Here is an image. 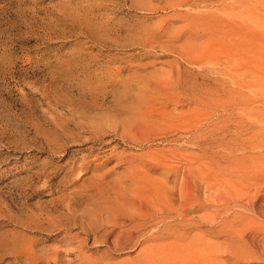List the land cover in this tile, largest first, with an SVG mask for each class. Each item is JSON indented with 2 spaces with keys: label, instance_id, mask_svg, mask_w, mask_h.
I'll return each mask as SVG.
<instances>
[{
  "label": "rangeland",
  "instance_id": "obj_1",
  "mask_svg": "<svg viewBox=\"0 0 264 264\" xmlns=\"http://www.w3.org/2000/svg\"><path fill=\"white\" fill-rule=\"evenodd\" d=\"M177 3L0 0V264H170L178 254L192 264H264L247 243L264 240V222L244 209L264 201L246 181L248 166L264 171V0ZM228 9L245 19L230 20ZM209 11L226 13L225 24L210 20L216 31L239 28L247 44L240 34H192L195 15ZM248 37L262 42L263 83L239 96L223 74L242 51L226 49L234 39L254 47ZM182 53L222 65L209 74L211 63ZM191 165L212 174H198L199 202L180 212L171 187ZM210 177L226 198H208ZM158 189L180 213L138 230V207ZM127 228L133 241L109 246Z\"/></svg>",
  "mask_w": 264,
  "mask_h": 264
},
{
  "label": "bare ground",
  "instance_id": "obj_2",
  "mask_svg": "<svg viewBox=\"0 0 264 264\" xmlns=\"http://www.w3.org/2000/svg\"><path fill=\"white\" fill-rule=\"evenodd\" d=\"M174 1H177L178 3V5L177 6H179V7H182V6H187V7H190L191 6V8L193 7V5H189L190 3H189V0H174ZM192 1V0H191ZM194 1V0H193ZM196 1V0H195ZM173 4V3H172ZM175 5V4H174ZM228 7V6H227ZM173 8H174V6H173ZM176 8V7H175ZM225 8H226V6H225ZM227 9V8H226ZM222 10H224V8L222 7ZM229 10V9H228ZM227 10V11H228ZM218 11L220 12V14H221V11H220V9L218 8ZM213 12V11H212ZM216 11H214L213 13H210V11H209V14L207 13V14H199V15H201V17L200 16H197V15H195V18H193V24L195 25V26H192V27H190V29L191 30H195L196 29V31H191V33L192 34H198V32H200V33H204L203 35H205L206 34V36L208 35H210L207 39L208 40H215V38H217V36H219L220 35V33L221 34H224V30L222 31V32H220V29L219 30H217L216 31V28L217 27H214V25L216 24H214V22H213V24H212V22L210 21V20H212V21H214V20H219V22H222V21H224L225 19H227L226 18V13L225 12H223V13H225V15L223 14V15H220L219 14V16H217L218 14H216L215 13ZM244 12V11H243ZM252 14V12H249V14ZM241 14V13H240ZM248 14V15H249ZM232 16H234V18L235 17H237L238 18V20H243V19H245V17L246 16H244L243 17V13L241 14V15H237V13L236 12H232V9H231V11L229 10V17H231V18H229L230 20H233L234 18L232 17ZM261 17V16H260ZM261 19V18H260ZM259 19V20H260ZM236 20V19H235ZM235 20H233V21H235ZM257 20V19H256ZM199 21V22H198ZM211 22V23H208V22ZM227 21V20H226ZM261 21V20H260ZM262 22V21H261ZM261 22H260V24H261ZM227 23V22H226ZM234 23V22H233ZM239 27H240V25H242L243 24V22H242V24H241V22L239 21ZM258 23V22H257ZM256 23V24H257ZM218 24H225V22L223 23H218ZM229 24V23H228ZM235 24V23H234ZM256 24H254V27H252V28H254V30H259L260 28H263V26L264 25H262L263 24V22H262V24H261V26L262 27H260L259 28V26L260 25H258L257 27H258V29H257V27H256V29H255V25ZM227 25V24H226ZM216 26H217V24H216ZM234 26V25H233ZM237 26H238V24H237ZM236 26V27H237ZM244 26V25H243ZM214 27V28H213ZM242 27V26H241ZM245 27H247V30H248V32L250 31V30H252V29H250L249 30V28H248V26H244L243 28H245ZM219 28V27H218ZM217 28V29H218ZM225 28V27H224ZM223 29V28H222ZM237 29V28H236ZM230 30V28L229 29H227L226 28V30H229V31H225V39H227L228 38V40H230V38L232 37L233 38V36L234 37H236L235 39H238L237 38V36H235L236 34H240L241 33V31H237V30H240L239 28L237 29V30ZM264 29V28H263ZM242 30V29H241ZM247 30H245V31H243L244 33L247 31ZM254 30H253V32H254ZM260 30H262V29H260ZM259 30V31H260ZM257 32V31H256ZM260 33H261V31H260ZM259 33V35L261 36L262 35V33L260 34ZM245 34H247V33H245ZM250 34L252 35H254L255 33H252V32H250ZM249 34V35H250ZM257 34V33H256ZM224 35L222 36L223 38H224ZM240 35H242V34H240ZM239 35V36H240ZM202 36V35H201ZM220 36V37H221ZM238 36V37H239ZM245 36H247V35H245ZM245 36H244V34L242 35V36H240V38L239 39H241V37H244L243 39L245 40L246 38H245ZM219 37V38H220ZM252 37V36H251ZM259 37V36H258ZM250 40L252 39V38H250V37H248ZM221 39V38H220ZM220 39H218L219 40V42L221 41ZM224 39V40H225ZM234 39V40H235ZM238 39V40H239ZM243 39H241L242 41H243V43H245V41L243 40ZM248 39V41H250ZM255 39V38H254ZM260 39V38H259ZM259 39L257 40L258 42H260L259 41ZM217 40V39H216ZM215 40V41H216ZM217 40V41H218ZM223 40V39H222ZM233 40V39H232ZM233 40V43L231 42V41H229V43H228V41L227 40H225V42L226 43H223V42H221L222 43V46L224 45V44H226L227 45V43H228V50L226 49V47H225V49H226V53H229V52H231L232 50H234V48L235 49H239V48H241V54H239L240 56V58H237V61L235 60V58L233 59V62L231 61V60H229L227 63H229V64H227V65H225V68H226V71L224 72V74L223 75H226L225 77H226V79L229 81V82H233V84H235L236 86H237V91H236V95H237V93H238V95L239 96H245L244 95V93L246 92V89H260V83H263V79L261 78V68L259 67L260 65V62H261V54H262V51H261V49H262V47L263 46H261V48H260V45H256V44H260V43H262V42H260V43H254L255 41H256V39H255V41H253V39L251 40V42L253 41V43H254V47H252L253 46V44L252 43H249V44H252L251 45V47L252 48H250V45L249 46H245V45H241V43H242V41L240 40V41H238V40H235L234 41ZM216 41V42H217ZM236 41H238V42H236ZM256 41V42H257ZM216 42L215 43H213L214 45L216 44ZM218 42V43H219ZM221 43H219V44H221ZM242 43V44H243ZM202 44H204V43H202ZM211 44V43H210ZM212 44V45H213ZM245 44H247V43H245ZM262 45V44H261ZM211 46V45H210ZM222 46H220V45H218V47H222ZM212 47V46H211ZM247 47H249V48H247ZM196 51H199V53H201V52H203V51H205V47H203V45H201L200 43H197V45H196ZM208 48H210L209 47V45H208ZM208 48H207V50H208ZM220 48H218V50L220 49ZM192 49V48H191ZM195 49V48H194ZM211 49H213V50H216V49H214V47L213 48H211ZM244 51H243V50ZM203 50V51H202ZM222 50V49H221ZM240 50V49H239ZM239 50H238V52H239ZM201 51V52H200ZM212 51V50H211ZM186 52V51H185ZM189 52V51H188ZM220 52V51H219ZM224 52V51H223ZM233 52V51H232ZM236 52V51H235ZM207 53V52H206ZM205 53V54H206ZM212 53H213V51H212ZM221 54H222V52H220ZM225 53V52H224ZM223 53V54H224ZM225 53V54H226ZM214 54H216V51H215V53ZM250 54L252 55V57L250 56ZM233 55H236L235 53H233ZM181 56L182 57H184V59L185 60H187V61H189V62H191V63H194V64H197V65H199V67L200 66H203L204 64H207V63H211V67H208V68H206L207 70H208V72H209V74H210V72H212L213 74H215L214 72L215 71H213L214 69L216 70V68H217V66H220V65H222V63H220V61H218L217 60V58H215V57H213V59L212 60H210V58L208 59H201V60H199L198 58H195L194 59V57H190L189 55L187 56V54H184V53H182L181 54ZM199 56V55H198ZM210 56V55H209ZM208 56V57H209ZM223 56V55H222ZM230 56V55H229ZM199 57H201V56H199ZM212 57V56H211ZM233 57H236V56H233ZM220 60V59H219ZM254 62V63H253ZM254 66V67H253ZM210 68V69H209ZM213 69V70H212ZM220 72V71H219ZM218 72V73H219ZM211 76V75H210ZM255 77H258V78H256L255 79ZM250 78V79H249ZM219 79V78H218ZM209 80H210V78H209ZM222 80V79H221ZM254 80H256L257 81V83L256 84H252V82H254ZM262 80V81H261ZM215 81V80H214ZM228 81H222L223 82V86H224V83H226L227 84V82ZM252 81V82H251ZM217 82H219V81H217ZM221 82V81H220ZM221 82V83H222ZM250 82H251V84H250ZM220 84V83H219ZM164 86V85H163ZM222 86V87H223ZM263 85L261 84V87H262ZM159 87H162V86H159ZM158 87V88H159ZM263 88V87H262ZM158 90V89H157ZM262 90V89H261ZM258 91V90H257ZM261 92V91H260ZM257 94V93H256ZM264 164V160L263 161H260L259 162V165H261V164ZM255 166L256 165H251V166H248V169H249V171H248V174H247V177H246V181H247V184L249 185V188H251V187H254V188H257L258 186H261V188L260 189H262V190H259V191H262V195L264 196V171L261 169H259L260 167H257L258 169H256L255 168ZM262 167H264V165H261ZM261 167V168H262ZM180 173H181V181H180V185H179V187H177V186H173V187H171V190L175 193V195L180 199V201H181V203H182V205H180V207L179 208H181V210H180V212H182V211H184V210H186V207L188 206V205H192V207L193 206H195L199 201H198V197H197V189H198V185L196 184V181H197V179H198V174H200V173H203L204 175H207L208 173H211V172H208V169L207 168H204V167H199V166H195V165H191V166H187V167H185V168H183V169H181L180 170ZM212 174V173H211ZM204 180V179H203ZM205 182L207 183V186H206V195L208 196V198L209 199H214V198H216V197H220V198H226V197H224V196H222V192L220 191V190H218V189H215V187H214V183H213V180H212V178L210 177V178H208V179H206L205 180ZM164 184V183H163ZM167 184V183H166ZM196 184V185H195ZM259 188V187H258ZM98 190H99V192L101 193V192H103V190H101L99 187H98ZM220 194H219V193ZM254 192V191H253ZM161 194H162V197H161ZM165 195V196H164ZM253 196V195H252ZM250 200V199H249ZM255 200V199H254ZM168 201H170L169 200V197L167 196V194H166V192H165V194H164V191H162L161 189H158V191H157V194L154 196L153 195V197H152V199L151 200H148V201H146V200H143L141 203H140V206L138 207V210H137V215H136V219H137V224H138V230H140V229H142L144 226H145V224H144V221L145 220H149V219H155V218H158V217H160V215H161V213H166L167 215H171L172 213H177V214H179L180 212L179 211H177V209H173V207H171L168 203ZM253 202V201H252ZM237 203V202H236ZM239 203V202H238ZM252 203H250L249 204V202L248 203H246L245 205H244V209H245V211L247 212V214H248V216H245V217H247L250 221H254V223L255 222H257V224L258 225H261L260 224V221H263L264 222V201L262 202V204H260L259 206H258V204L256 205V203L255 204H253V205H251ZM236 206V205H235ZM243 209V208H242ZM243 209V210H244ZM114 215V214H113ZM116 217V216H115ZM115 217H110L109 218V220H110V222L113 224V225H115V226H117V228H119V227H122V226H125L126 224H127V220H128V218L126 217V218H124L123 217V220L122 219H120V218H115ZM257 220H259V221H257ZM248 221V220H247ZM127 227V226H126ZM259 227V226H258ZM121 230V229H120ZM259 230V229H258ZM264 233V232H263ZM137 236V232H136V230L134 229V230H132L131 228H127V229H122L121 231H119V235H118V238L117 239H115L112 243H108L109 244V246H112V248H114L115 250H117V249H119V248H124V247H126L128 244H129V242H131V240L134 238V237H136ZM264 236V235H263ZM121 237V238H120ZM253 237V236H252ZM256 237V236H255ZM257 238V237H256ZM256 238H249L250 239V241L249 242H247V243H250V246H252L253 247V249H254V251L255 250H257L258 252H264V240H262V241H259V240H257ZM133 241V240H132ZM107 242V241H106ZM251 247V248H252ZM182 252V251H181ZM261 252H260V254H261ZM151 253L153 254V252L151 251ZM181 254V253H180ZM264 256V255H263ZM178 260H180L179 259V254L178 255H176L175 256ZM183 259V260H182ZM181 260H180V262H182V264H192L189 260L187 261V260H185L184 258H182ZM202 259V258H201ZM178 260H174V258H170V261H169V263L170 264H178ZM163 261H164V259H163ZM184 261H186V262H184ZM199 261H201V260H199ZM201 263V262H200Z\"/></svg>",
  "mask_w": 264,
  "mask_h": 264
}]
</instances>
